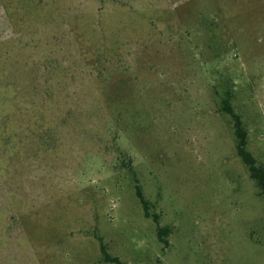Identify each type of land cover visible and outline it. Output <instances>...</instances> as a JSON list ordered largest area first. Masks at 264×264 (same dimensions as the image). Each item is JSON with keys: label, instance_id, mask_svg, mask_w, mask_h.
<instances>
[{"label": "rangeland", "instance_id": "obj_1", "mask_svg": "<svg viewBox=\"0 0 264 264\" xmlns=\"http://www.w3.org/2000/svg\"><path fill=\"white\" fill-rule=\"evenodd\" d=\"M226 102L264 168V0H0V264H264Z\"/></svg>", "mask_w": 264, "mask_h": 264}, {"label": "trees", "instance_id": "obj_2", "mask_svg": "<svg viewBox=\"0 0 264 264\" xmlns=\"http://www.w3.org/2000/svg\"><path fill=\"white\" fill-rule=\"evenodd\" d=\"M225 110L229 114H231L233 119H234V130H235V135L237 137V144H236L237 153L240 155L243 162L245 164H247V166L249 167L250 176L256 181L258 186L264 190V168H262V166H257L255 164L254 158L247 152V150H246V139H245L246 134L240 126V121L238 119V116L232 112V109L227 104V102L225 104ZM137 195L140 199V202H141L143 208L145 209V211H147V202L143 199V197L139 191H137ZM167 231H168V228H163V230L158 228L157 234L160 236L161 233H166ZM106 259L108 261L118 262V260L116 258H111L107 254H106Z\"/></svg>", "mask_w": 264, "mask_h": 264}]
</instances>
